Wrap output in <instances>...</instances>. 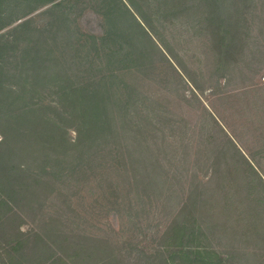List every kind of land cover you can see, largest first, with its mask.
<instances>
[{
	"label": "trees",
	"instance_id": "trees-1",
	"mask_svg": "<svg viewBox=\"0 0 264 264\" xmlns=\"http://www.w3.org/2000/svg\"><path fill=\"white\" fill-rule=\"evenodd\" d=\"M72 1L0 0V30ZM256 3L98 0L101 35L73 29L65 10L60 34L0 48L1 226L25 206H62L45 231L16 227L0 239V264H264V3ZM179 23L205 40V73L158 33ZM149 75L165 103L194 101L202 120L182 127L146 89L156 82L140 84ZM54 76L60 110L35 97ZM207 90L229 116L200 102ZM85 202L84 216L99 224L112 215L121 229L72 231L67 216L55 229Z\"/></svg>",
	"mask_w": 264,
	"mask_h": 264
},
{
	"label": "rangeland",
	"instance_id": "rangeland-1",
	"mask_svg": "<svg viewBox=\"0 0 264 264\" xmlns=\"http://www.w3.org/2000/svg\"><path fill=\"white\" fill-rule=\"evenodd\" d=\"M61 1V0H58ZM89 1H91L89 3ZM97 2L98 0H74L70 2V6L66 5V8L68 9H52L51 5L43 7L36 11L35 13L28 15L25 18H22L20 20H17L11 24L5 25L4 28L0 30V48L1 47H12L15 45V43L20 42V47L25 48L26 46L28 48H33L34 44L38 40H42L44 37H53V35H48L46 33L47 30H51V32L56 31L60 34L61 31V25L59 24L60 14L64 12L65 10H70L71 12L67 11L68 14L63 13L61 16L64 18L67 16L69 19L68 22L73 24L75 23V30L80 31L83 34L87 35H101L102 33V18L100 15L96 12L97 9ZM256 4H262L264 3V0H256ZM84 3V4H83ZM63 4V3H62ZM86 5V6H84ZM264 5V4H263ZM63 6V5H62ZM71 7V8H70ZM51 11L52 13H49ZM25 20H30L31 25L28 27V29L21 30L19 28V25L23 23ZM57 20V21H56ZM163 28L158 27V33H162L163 37L166 38L168 43L170 44V49H172L173 53L175 55L182 58V61L185 63L186 66H188L191 70H201L206 71V66L208 59L203 55V52L205 50L206 42L204 39L197 37L194 32H191L189 30V24L185 23H179L178 25H166L161 24ZM40 32V33H38ZM55 33V32H54ZM10 53V52H9ZM12 54H9L11 56ZM27 59V58H26ZM29 61V59H27ZM5 67L7 68V72L9 70V73L15 77V75L19 74V70H15L16 64L13 62V58L9 59V64ZM61 75H58L60 77ZM206 76V75H205ZM64 77V76H63ZM57 77H53V82H47L46 85L41 86L37 91H35V97H38L37 102H43L49 106L56 107L57 109H61L60 104V98L58 97L59 88L61 86V82L56 80ZM124 79V77H122ZM141 78V77H139ZM149 79H144L140 81L141 85H144L149 82H156L157 78L154 75H149ZM25 79V74L22 77L21 81ZM135 79V78H134ZM29 80L31 82L32 77L29 75ZM133 78L126 76V81H132ZM263 80V79H262ZM134 81V80H133ZM67 84V83H66ZM149 85V84H148ZM208 85V84H207ZM206 86V85H205ZM154 91H151L154 93L155 97L161 101V104L165 108V110L168 113L174 114L175 120L179 121L180 125L182 127L187 126L189 129L192 128V125L195 124L196 121L202 120V113L199 115V112H195L193 114L192 106H195V102L192 101V103L187 107H178L177 105H172V98L173 96H168V102L165 103L160 96V92L162 91V88H160V85L156 82V85L151 83L148 88ZM210 91H206L203 96L199 95L200 102L205 107H213L212 105H216L218 112L222 114V116H229V112H226L227 108L224 110V105H221L220 103H216V100L214 101V97L210 96ZM173 94V93H172ZM186 94L190 96L189 92H186ZM31 96V94L29 95ZM171 102V103H170ZM220 104V105H219ZM211 110V109H210ZM58 111V110H57ZM55 115V113H52ZM181 115V116H180ZM177 116V117H176ZM226 116V117H227ZM173 117V116H172ZM182 117V118H181ZM71 138H74L75 135L73 132H69ZM245 139V138H244ZM1 140V136H0ZM245 141V140H244ZM263 166V165H262ZM264 169V167H263ZM264 171V170H263ZM81 208H76L75 212L72 214L69 213V211L64 212L62 217H60V224H57L55 226V229L61 228L67 220H69L67 223L69 225V228L72 231H77L83 233H93V234H99L97 228L102 230L105 233H108L111 228L115 229L116 232L121 229L122 224L125 222H121L120 219L114 218L112 215H108L107 217L103 218L102 220L95 221L93 218L90 219V215L87 214L84 216L85 212L89 213L91 211L90 203L85 202L82 205ZM26 208L23 209L22 213L20 214V218H13L11 226L2 225V221H0V239H6L7 237H11V235H16V227L19 228L23 232H41L45 231L46 225L49 223V216L48 215H54V212L60 213L62 206L57 202L55 206H52L53 209L50 207H47L46 205L41 206L36 212L31 209V211L25 206ZM80 217L86 218L87 220L90 219V221H87V223L82 222L80 220ZM4 224V223H3ZM258 258L253 259L251 258V264H257L256 261Z\"/></svg>",
	"mask_w": 264,
	"mask_h": 264
}]
</instances>
